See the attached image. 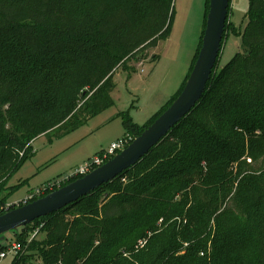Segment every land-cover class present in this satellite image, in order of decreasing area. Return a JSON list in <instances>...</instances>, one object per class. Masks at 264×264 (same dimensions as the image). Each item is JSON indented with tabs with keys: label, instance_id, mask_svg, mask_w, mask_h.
Instances as JSON below:
<instances>
[{
	"label": "trees",
	"instance_id": "1",
	"mask_svg": "<svg viewBox=\"0 0 264 264\" xmlns=\"http://www.w3.org/2000/svg\"><path fill=\"white\" fill-rule=\"evenodd\" d=\"M174 1L0 0L1 215L16 208L5 209L8 182L33 141L112 107L117 72L129 78L130 62L171 35ZM208 10L180 88L143 125L121 113L125 134L141 135L180 95ZM247 18L242 51L220 70L219 56L191 112L113 181L21 228L22 245L32 225L44 235L12 264H264V0H250ZM227 31L228 19L223 45Z\"/></svg>",
	"mask_w": 264,
	"mask_h": 264
},
{
	"label": "rangeland",
	"instance_id": "2",
	"mask_svg": "<svg viewBox=\"0 0 264 264\" xmlns=\"http://www.w3.org/2000/svg\"><path fill=\"white\" fill-rule=\"evenodd\" d=\"M206 2L207 0L174 1L171 35L149 50V56L145 60L130 62L137 71L129 78L126 71L117 72L113 78L116 87L112 92L115 103L112 107L64 137L60 138L52 133L33 141L31 146L35 154L8 182V186L17 188L8 196L5 209L33 201L31 197L37 190L51 182L67 179L75 168L93 160L123 138L126 134L121 113L129 112L135 123L143 125L167 103L189 73L188 69L201 40ZM249 6L250 0H231L228 31L218 70L242 51L241 34L248 21ZM154 55L158 56L157 60L150 61ZM128 135L134 138L132 134ZM47 192L49 191L41 190L40 194L44 196ZM41 227L43 224H35L26 229V240H30L33 234L41 239L44 235L39 233ZM22 231L23 229L6 233V240L2 244L6 246L9 242L17 241L15 234ZM13 259L14 256L9 255L0 264H12ZM35 264H42L41 259L36 258Z\"/></svg>",
	"mask_w": 264,
	"mask_h": 264
},
{
	"label": "water",
	"instance_id": "3",
	"mask_svg": "<svg viewBox=\"0 0 264 264\" xmlns=\"http://www.w3.org/2000/svg\"><path fill=\"white\" fill-rule=\"evenodd\" d=\"M229 5L230 0H209L206 27L197 60L182 92L167 110L126 149L102 166L41 198L0 215V244L6 240V233L18 232L34 221L62 210L113 181L122 172L136 165L191 112L201 100L221 54Z\"/></svg>",
	"mask_w": 264,
	"mask_h": 264
},
{
	"label": "built area",
	"instance_id": "4",
	"mask_svg": "<svg viewBox=\"0 0 264 264\" xmlns=\"http://www.w3.org/2000/svg\"><path fill=\"white\" fill-rule=\"evenodd\" d=\"M134 140H135V138H132L130 135L126 134L123 138L118 140L116 143H113L107 151L103 152L102 154H100L99 156H97L93 160L87 162L86 164H84L78 168H75L73 170L72 175L70 177H68L67 179L57 180V181L51 182V183L45 185L42 189L37 190V192L31 197L32 200H34L36 198H41V196H43L40 194L41 190L49 191L51 193V192L63 187L64 185L68 184L71 180L78 179V178H81V177L89 174L90 172H92L96 168H98V167L102 166L103 164H105L106 162H108L115 155H117L118 153H120L121 151L126 149ZM35 195H37V196L35 197ZM29 202H30V200H29ZM1 211H2V209L0 208V215H1ZM36 235L37 234H33L32 235L33 237L31 236L32 238L30 240H26L27 243L25 245H22L18 241H12V242H9L8 244H6V248L0 252V261L2 259H5L9 255H13L14 258H16L17 256H20V255L22 256L26 252L25 250L27 248V245L34 238L37 237Z\"/></svg>",
	"mask_w": 264,
	"mask_h": 264
},
{
	"label": "crops",
	"instance_id": "5",
	"mask_svg": "<svg viewBox=\"0 0 264 264\" xmlns=\"http://www.w3.org/2000/svg\"><path fill=\"white\" fill-rule=\"evenodd\" d=\"M189 68H190V67H189ZM188 70H189V69H188ZM178 89H179V88H178ZM168 100H169V99H168ZM168 100H167V101H168ZM167 101H166V102H167ZM166 102H165V103H166ZM163 105H164V104H163ZM148 120H149V119H148Z\"/></svg>",
	"mask_w": 264,
	"mask_h": 264
}]
</instances>
